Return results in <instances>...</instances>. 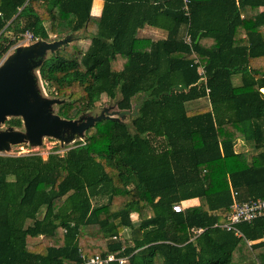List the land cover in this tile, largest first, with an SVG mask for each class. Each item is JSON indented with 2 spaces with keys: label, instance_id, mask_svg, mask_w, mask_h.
Masks as SVG:
<instances>
[{
  "label": "trees",
  "instance_id": "1",
  "mask_svg": "<svg viewBox=\"0 0 264 264\" xmlns=\"http://www.w3.org/2000/svg\"><path fill=\"white\" fill-rule=\"evenodd\" d=\"M102 1L97 17L92 0H0V59L25 33L72 35L38 67L64 99L57 114L75 119L117 94L124 112L63 153L0 154V264L97 253L126 264H264V215L239 223L242 235L214 226L231 190L264 199V0ZM145 26L166 36L140 37ZM4 124L22 127L20 117ZM237 139L255 153L236 151ZM190 198L199 203L173 210Z\"/></svg>",
  "mask_w": 264,
  "mask_h": 264
},
{
  "label": "water",
  "instance_id": "2",
  "mask_svg": "<svg viewBox=\"0 0 264 264\" xmlns=\"http://www.w3.org/2000/svg\"><path fill=\"white\" fill-rule=\"evenodd\" d=\"M71 37L69 34L51 41L37 39L16 46L0 64V151H8L11 145L20 142H28L31 146L40 145L43 136L56 138L64 144L84 136L86 129L102 118L118 119L124 115V112H109L108 107H103L96 115L62 118L53 111L52 105L61 104L64 99L46 97L40 93L36 70L49 51H54ZM10 117H20L23 130L13 126L2 128Z\"/></svg>",
  "mask_w": 264,
  "mask_h": 264
},
{
  "label": "built area",
  "instance_id": "3",
  "mask_svg": "<svg viewBox=\"0 0 264 264\" xmlns=\"http://www.w3.org/2000/svg\"><path fill=\"white\" fill-rule=\"evenodd\" d=\"M188 1V0H184ZM25 39L30 41L32 36L31 33H25ZM50 37H55V35H50ZM184 39L189 43L190 36L185 34ZM37 40L35 38L32 41ZM38 83L42 87L44 92L43 85L44 83L41 78L38 76ZM46 95V94H45ZM47 96V95H46ZM174 211L179 212L183 210V205L181 202H176L172 205ZM264 215V199L262 198H252L249 200H238L237 192L231 190V202L228 208L220 213V218L215 222L214 226L224 228L228 231H233L236 235H242L240 230L237 228V225L241 222H251L253 219ZM201 231V228L197 230V233ZM110 261H117L118 264L126 263V257H117L113 253H109L106 256H102L97 253L88 258H84L79 264H107Z\"/></svg>",
  "mask_w": 264,
  "mask_h": 264
},
{
  "label": "rangeland",
  "instance_id": "4",
  "mask_svg": "<svg viewBox=\"0 0 264 264\" xmlns=\"http://www.w3.org/2000/svg\"><path fill=\"white\" fill-rule=\"evenodd\" d=\"M89 29H91L93 31L95 30L93 23L91 24L90 28L88 26V29L87 30H89ZM148 30H150L148 27H145L143 29V31H148ZM154 37H157V35L154 36ZM31 42L32 41L26 40L25 39V36H24V38H21L20 40H17L16 43L2 56V58L0 59V64L7 58V56H9L13 52V50H14V48L16 46H21V45L29 44ZM82 42L83 41H81V43ZM199 70L200 71L202 70L201 67H200ZM233 79L237 83L238 78L234 77ZM38 87L40 89V93L43 96H45V94H46L47 97H50V98L56 97L54 89L53 88H50L48 85H45V84L43 85L44 92H43L42 87L39 85V83H38ZM118 97H119V94H117L116 99ZM116 99H111L110 101L108 100L109 102L106 101L105 102V105H101L100 107H95L91 111H88L87 113H85V115H87V114H91V115L99 114L103 107H108L109 108V112H111V111H117V107H116V103H115L116 102ZM206 102H207V99L206 98H202V99H199L198 101H195V102L191 103L189 105V107H194V106H197V105H200V104H205ZM52 109H53L54 112L57 113L58 105H55V104L52 105ZM62 118H64V117H62ZM124 119L126 121H129V119H128L127 116ZM7 126H8L7 124H3L2 125V128H5ZM22 127H20V128L14 127V128L23 130ZM74 139H75L74 141H70V142L61 144L58 141V139H56V138H53V137H50V136H43L42 143L40 145L31 146V145L28 144V142H20L19 144L11 145L10 146V150H8V151H6V150L0 151V154H3V155L4 154L5 155H23V154H28V153H37V154L41 155L43 158H46L47 154L49 152H52L53 150H55V152H58V153H63L69 147L75 145V142L76 141L83 139V136L82 137H76ZM242 140H240V139L236 140L235 144H237V146H239L241 143H243ZM124 264H126V263H124Z\"/></svg>",
  "mask_w": 264,
  "mask_h": 264
},
{
  "label": "crops",
  "instance_id": "5",
  "mask_svg": "<svg viewBox=\"0 0 264 264\" xmlns=\"http://www.w3.org/2000/svg\"><path fill=\"white\" fill-rule=\"evenodd\" d=\"M102 6H103V1L102 0H92V5H91V9H90V13L94 16H99L102 10ZM145 27H148L150 30L148 31H143V29ZM142 30H140V33L138 34L140 37H150L152 39H158V38H164L166 36L165 31L158 29V28H154V27H150V26H145ZM157 37H154L156 36ZM238 140V139H237ZM242 140V139H240ZM243 143H241L239 146H237V144H235V150L236 151H246L248 152V154H253L255 153V151L253 150V147L251 146L250 143L245 142L244 140H242ZM199 203L197 198H190V199H186L182 201V205L183 207H189V206H195ZM122 236L124 238H129L131 236V231L129 229H125L123 231Z\"/></svg>",
  "mask_w": 264,
  "mask_h": 264
},
{
  "label": "clouds",
  "instance_id": "6",
  "mask_svg": "<svg viewBox=\"0 0 264 264\" xmlns=\"http://www.w3.org/2000/svg\"><path fill=\"white\" fill-rule=\"evenodd\" d=\"M33 42V41H32ZM39 76V74H38V70H37V77ZM46 96V95H45ZM47 97V96H46Z\"/></svg>",
  "mask_w": 264,
  "mask_h": 264
}]
</instances>
